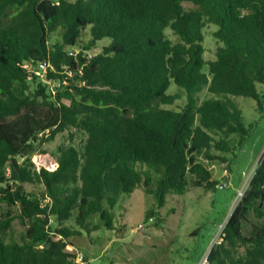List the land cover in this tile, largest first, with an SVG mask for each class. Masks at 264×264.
Returning a JSON list of instances; mask_svg holds the SVG:
<instances>
[{"label":"trees","instance_id":"1","mask_svg":"<svg viewBox=\"0 0 264 264\" xmlns=\"http://www.w3.org/2000/svg\"><path fill=\"white\" fill-rule=\"evenodd\" d=\"M259 85L264 0H0V264H76L73 240L115 230L114 208L137 189L154 197L157 223L189 176L214 190L199 158L229 166L253 127L234 97L263 112ZM70 130L81 143L71 134L56 168H38V149ZM251 213L264 218V152L209 264H264V227L244 233ZM17 220L21 242H7Z\"/></svg>","mask_w":264,"mask_h":264},{"label":"rangeland","instance_id":"2","mask_svg":"<svg viewBox=\"0 0 264 264\" xmlns=\"http://www.w3.org/2000/svg\"><path fill=\"white\" fill-rule=\"evenodd\" d=\"M216 30L217 26L214 24H209L204 29L207 61L215 58L217 42L213 32ZM166 34L171 40H177L170 30ZM87 39L88 37H84V40ZM107 44L108 40L98 42L95 52H100ZM259 91L264 106V86L259 85ZM169 92L176 93L177 87L173 85ZM211 97L207 91L198 94L200 102ZM234 101L243 112L245 124L253 125L251 136L235 156H228V167L221 162L209 163L199 158L210 168L218 186L207 191L204 184L189 176V192L168 200L160 211L162 221L158 223L155 218L147 221L148 211L155 204L153 196L143 189L122 195L113 210L115 230L101 228L91 235L83 232L81 237L73 240L76 248L84 254L86 264H199L204 254L217 245L216 239L221 235L229 214L248 188L264 152V110L258 111L257 102L252 98L237 96ZM181 103L178 101L170 108L178 109ZM71 134H74L76 145L84 139L75 130L58 135L54 142L39 148L33 155L35 165L54 170L57 166L58 147L70 144ZM173 208L176 212L170 214L169 211ZM90 221L94 224L101 223L97 216ZM255 225L264 227V218L257 219L251 213L249 222L245 223L244 233L249 235ZM24 231L17 220L5 239L7 242H21Z\"/></svg>","mask_w":264,"mask_h":264},{"label":"built area","instance_id":"3","mask_svg":"<svg viewBox=\"0 0 264 264\" xmlns=\"http://www.w3.org/2000/svg\"><path fill=\"white\" fill-rule=\"evenodd\" d=\"M25 67H27V68H29V66L28 65H26ZM43 75H45V68H44V70H43V73H42ZM153 218H151L149 221H151ZM141 227V226H140ZM224 229V228H223ZM223 229L221 230V234H222V232H223ZM221 236V235H220ZM220 236H219V238L218 239H216V241H215V243H219V241H220ZM213 247V246H212ZM212 247L204 254V256L202 257V259L200 260V262H199V264H209V254H210V251H211V249H212ZM75 263L76 264H78V263H80V264H86V259H85V256H84V254L81 252V251H79L78 252V254H77V256H76V259H75Z\"/></svg>","mask_w":264,"mask_h":264}]
</instances>
